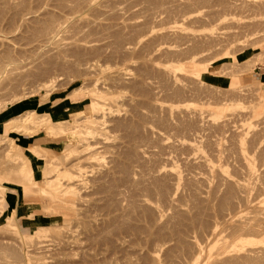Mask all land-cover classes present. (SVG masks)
<instances>
[{
	"label": "rangeland",
	"instance_id": "1",
	"mask_svg": "<svg viewBox=\"0 0 264 264\" xmlns=\"http://www.w3.org/2000/svg\"><path fill=\"white\" fill-rule=\"evenodd\" d=\"M6 112L0 264H264V0H0Z\"/></svg>",
	"mask_w": 264,
	"mask_h": 264
},
{
	"label": "bare ground",
	"instance_id": "2",
	"mask_svg": "<svg viewBox=\"0 0 264 264\" xmlns=\"http://www.w3.org/2000/svg\"><path fill=\"white\" fill-rule=\"evenodd\" d=\"M58 29V28H57ZM57 29H54V30H56V32L58 33V31H57ZM59 29H62V27H60ZM53 32L54 31H52V33L51 34H53ZM55 32V33H56ZM56 33V34H57ZM55 34V35H56ZM50 37V36H49ZM53 37H55V36H53ZM50 40H52V36H51V39ZM50 40H48V41H50ZM47 42V41H46ZM51 42V41H50ZM49 42V43H50ZM79 101V100H78ZM93 101V100H92ZM96 107V105L93 103V108H95ZM82 112V111H81ZM78 113H80V112H77L76 114H78ZM39 117V116H38ZM47 117V116H46ZM30 118V117H29ZM43 118V117H42ZM52 122V121H51ZM56 122V121H55ZM57 123V122H56ZM46 124H49V123H46ZM63 125V124H62ZM62 125H60V124H51V126H43V127H41L40 128V131H43V132H45L48 136H49V133H50V136H52V137H59V136H64V135H66V134H68L70 131H66L67 129L64 127V126H62ZM40 126V125H39ZM69 129H70V126H67ZM38 128V127H37ZM73 129V128H72ZM36 130V129H35ZM48 132V133H47ZM88 133H92L93 131L91 130V131H87ZM70 133H72V132H70ZM77 133V132H76ZM77 135H78V133H77ZM96 139V138H95ZM85 145V144H84ZM39 146V145H38ZM31 147H32V145H31ZM39 149V148H38ZM33 152L35 153V157L38 159V158H40V156H39V151L37 150V149H34L33 150ZM66 153V152H65ZM59 154V153H58ZM22 157V156H21ZM26 157V156H25ZM42 157V156H41ZM30 158V157H29ZM45 158V157H44ZM48 158V157H47ZM24 159V158H23ZM50 161V160H49ZM48 164V163H47ZM15 165H18L17 163L15 164ZM19 165H20V163H19ZM58 165V164H57ZM17 167V166H16ZM15 166H14V168H12L11 169V167H10V169L11 170H9V172H7L6 173V176H7V178H12L13 179V183H15V184H17V186H21L22 187V189H23V192L25 191V190H28V189H31L32 188V186L34 185V183H36V178H35V176H34V169H33V167H32V164H31V159H25V160H23L22 161V163H21V165L20 166H18V168H16ZM52 172H57L58 174H59V169L57 168V167H55V166H48V165H45V167H44V174L42 175L43 176V178H42V180L43 181H47L49 184H50V180H52V179H50V180H48L47 178H48V176L52 173ZM42 173H43V171H42ZM42 181V182H43ZM42 184V183H41ZM36 185V184H35ZM53 185H54V183H53ZM35 189V188H34ZM46 190V189H45ZM49 191V190H48ZM72 191V190H71ZM62 193V192H61ZM55 194H51V196L53 197ZM25 196V195H24ZM60 196V195H59ZM33 197H35V196H33ZM57 197V196H56ZM15 199H12V201H14ZM62 200V199H61ZM64 200V199H63ZM78 200H80V199H78ZM53 201H54V198H53ZM263 202H264V200H263ZM13 203V202H12ZM56 203V202H55ZM65 203V202H64ZM0 204H3V206L5 205L6 206V202L4 203V202H0ZM45 204V203H44ZM57 204V203H56ZM12 205V204H11ZM64 205V204H63ZM13 206V205H12ZM49 206V205H48ZM14 207V206H13ZM51 207V206H50ZM260 208L262 207V206H259ZM66 208V207H65ZM260 210V209H259ZM264 210V209H263ZM74 211V210H73ZM54 212V211H53ZM62 212V211H61ZM260 212V211H259ZM262 212V211H261ZM59 214V213H58ZM10 215H15V210H14V208H13V211L10 213ZM55 215V214H54ZM64 215V214H63ZM262 215V214H261ZM9 216V215H8ZM239 216V215H238ZM257 217H259V216H257ZM262 218H263V216H261ZM13 218V217H12ZM239 218V217H238ZM260 218V217H259ZM261 218V219H262ZM258 218H256V220H257ZM258 221V220H257ZM264 221V220H263ZM262 222V221H261ZM261 224V223H260ZM262 224H264V223H262ZM65 227V226H64ZM261 227H263L262 225H261ZM60 228V227H59ZM249 229V228H248ZM241 230V229H240ZM246 230H247V228H246ZM243 231V230H242ZM20 234V233H19ZM239 234V233H238ZM243 233H241V235H242ZM28 235V234H27ZM26 235V236H27ZM215 235L217 236V233H215ZM237 235V234H236ZM215 236V237H216ZM240 236V235H239ZM233 237V236H232ZM230 238V237H229ZM237 238V237H236ZM235 240V239H234ZM230 240L228 239V242H229ZM222 243L223 245H224V239L223 238H220V237H216V243ZM227 242V241H226ZM230 243V242H229ZM228 243V244H229ZM231 243H232V240H231ZM234 243V242H233ZM226 244V243H225ZM194 245H195V243H194ZM221 245V244H220ZM219 245V246H220ZM230 245V244H229ZM228 245V246H229ZM227 246V247H228ZM234 247H237L236 245H233ZM230 247V246H229ZM37 248V247H36ZM220 248H223L222 247V245H221V247ZM224 248H226V245H225V247ZM22 249V248H21ZM228 249V248H227ZM224 250V249H223ZM237 251L238 249H236V248H233V249H228V250H226L225 252H229V251ZM12 251V250H11ZM222 251V250H221ZM222 253V252H221ZM220 253V251H219V253L217 252V254L218 255H220L221 254ZM224 253V252H223ZM213 254H215V253H213ZM233 254H235V253H233ZM232 254V255H233ZM216 255V254H215ZM218 255H216V256H218ZM222 255V254H221ZM215 257V256H214ZM251 259V258H250ZM256 261V260H255ZM248 262V261H247ZM249 263V262H248Z\"/></svg>",
	"mask_w": 264,
	"mask_h": 264
},
{
	"label": "crops",
	"instance_id": "3",
	"mask_svg": "<svg viewBox=\"0 0 264 264\" xmlns=\"http://www.w3.org/2000/svg\"><path fill=\"white\" fill-rule=\"evenodd\" d=\"M10 111H12V110H10ZM13 111H15V110H13ZM9 115L11 116V115H13V113L12 112L11 113L6 112L5 116L0 119V128H1L2 124H5L7 122V120H9V118H10V117H8ZM23 140H24L23 143L26 145V147L39 144V145H44L45 147L48 148V144L50 142V141L49 142L48 141H42L41 138L39 136H36V135H33V136L30 135L27 138H23Z\"/></svg>",
	"mask_w": 264,
	"mask_h": 264
}]
</instances>
